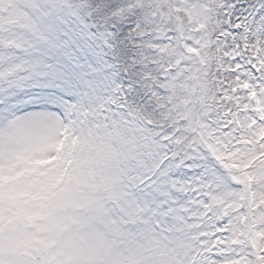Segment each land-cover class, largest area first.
Segmentation results:
<instances>
[{"label": "snow or ice", "instance_id": "1", "mask_svg": "<svg viewBox=\"0 0 264 264\" xmlns=\"http://www.w3.org/2000/svg\"><path fill=\"white\" fill-rule=\"evenodd\" d=\"M0 264H264V0H0Z\"/></svg>", "mask_w": 264, "mask_h": 264}]
</instances>
